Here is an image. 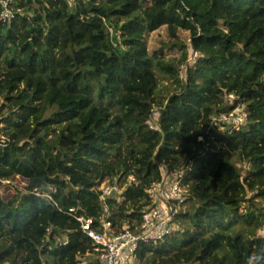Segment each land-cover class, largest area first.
I'll list each match as a JSON object with an SVG mask.
<instances>
[{"label": "trees", "instance_id": "16d2710c", "mask_svg": "<svg viewBox=\"0 0 264 264\" xmlns=\"http://www.w3.org/2000/svg\"><path fill=\"white\" fill-rule=\"evenodd\" d=\"M10 10L0 183L29 184L0 195V264H103V247L66 212L99 232L137 230L152 184L171 173H183L187 201L171 235L139 244L136 264H264V0H14ZM164 25L167 45L190 32L195 63L187 51L150 54L147 36ZM157 72L175 84L163 97ZM240 111L239 123L216 122ZM104 183L122 190L104 195Z\"/></svg>", "mask_w": 264, "mask_h": 264}, {"label": "built area", "instance_id": "2783aa9c", "mask_svg": "<svg viewBox=\"0 0 264 264\" xmlns=\"http://www.w3.org/2000/svg\"><path fill=\"white\" fill-rule=\"evenodd\" d=\"M13 2L14 0H0L2 7L0 20L5 21L13 16L10 10V5ZM193 53L190 60H187L189 65L195 63L198 57V52ZM182 66H186V64ZM222 118L239 123L236 122L233 113L223 115ZM182 182L183 173H172L164 175L162 181L152 184L150 189L152 204L144 210L142 221L137 230L125 228L115 234H109L107 231L99 232L94 227L93 219L77 215L74 207H71L66 213L74 216L80 222L83 233L97 245L103 247V252L100 255L103 264H136L134 253L140 243L158 242L173 233L178 208L187 201L188 188ZM121 190L122 187L119 184L106 183L102 188L104 195H111L121 192ZM103 226L109 230L110 223H104Z\"/></svg>", "mask_w": 264, "mask_h": 264}, {"label": "rangeland", "instance_id": "374dc122", "mask_svg": "<svg viewBox=\"0 0 264 264\" xmlns=\"http://www.w3.org/2000/svg\"><path fill=\"white\" fill-rule=\"evenodd\" d=\"M180 35V44L179 45H167L168 43L171 42V39L169 37L168 29L167 26L164 25L160 27L159 29L150 32L147 36V42H148V49L150 54H153L154 52H159L160 50L163 51V55L167 60H172V59H178L183 56L184 51L188 52V55L191 56L194 55L192 54V50L189 46L190 43V32L188 30L180 29L179 31ZM190 56V58H191ZM190 60V59H189ZM195 61V60H194ZM186 63V62H184ZM182 65V64H181ZM186 66L180 67V75L182 78H184ZM158 77H159V86H158V93L160 94V97H163L165 95H168L169 92H172L173 88L175 87V84L171 83L168 77L165 75L161 74L160 72H157ZM233 98V96H231ZM157 116L158 113H155ZM243 113L240 111L239 115H234L236 118V122H240L241 120L244 119ZM230 121V120H229ZM216 122H226L223 118L217 119ZM248 165H245V168H247ZM23 176L21 175H15L9 180H4L2 183H0V195L4 200H9L13 198L19 190H24L27 185L29 184V179L24 182L22 179ZM24 178V177H23ZM26 178V177H25ZM106 185V183L102 184L100 187L103 188V186ZM8 191L10 194H8ZM260 234L264 236V230L260 231Z\"/></svg>", "mask_w": 264, "mask_h": 264}, {"label": "crops", "instance_id": "0c3cea01", "mask_svg": "<svg viewBox=\"0 0 264 264\" xmlns=\"http://www.w3.org/2000/svg\"><path fill=\"white\" fill-rule=\"evenodd\" d=\"M172 174V173H171ZM171 174H168V175H171Z\"/></svg>", "mask_w": 264, "mask_h": 264}, {"label": "clouds", "instance_id": "9594fccd", "mask_svg": "<svg viewBox=\"0 0 264 264\" xmlns=\"http://www.w3.org/2000/svg\"><path fill=\"white\" fill-rule=\"evenodd\" d=\"M192 54H193V52H192Z\"/></svg>", "mask_w": 264, "mask_h": 264}]
</instances>
